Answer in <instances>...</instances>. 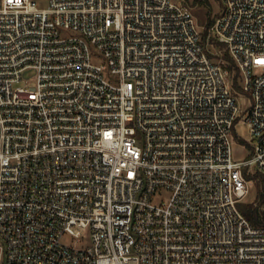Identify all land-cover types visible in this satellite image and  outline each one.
Segmentation results:
<instances>
[{
  "label": "built area",
  "instance_id": "2783aa9c",
  "mask_svg": "<svg viewBox=\"0 0 264 264\" xmlns=\"http://www.w3.org/2000/svg\"><path fill=\"white\" fill-rule=\"evenodd\" d=\"M221 2L0 0V264H264V0Z\"/></svg>",
  "mask_w": 264,
  "mask_h": 264
},
{
  "label": "rangeland",
  "instance_id": "374dc122",
  "mask_svg": "<svg viewBox=\"0 0 264 264\" xmlns=\"http://www.w3.org/2000/svg\"><path fill=\"white\" fill-rule=\"evenodd\" d=\"M37 1L40 6L48 5V0H37ZM177 1L189 6L200 28H203V26H205L210 19H214L219 14L222 8L221 0H177ZM212 50L214 52H219L217 47H212ZM222 52L225 53V50L223 49ZM238 102L240 103L243 109H247L250 106V100L247 94H239ZM234 133H235L236 139H234V142L232 145L233 157L236 161L244 160L247 157H249L251 154L250 148L247 146L245 142H243V141L250 142L251 134H250L249 127L241 119L235 125ZM238 138L242 140L239 141ZM258 178H261V177L258 176ZM258 193L259 191L256 187V184L252 185L250 187V192L248 196L246 197V201H254L257 198ZM165 194L168 195L169 193L166 192ZM63 240L69 244H74V243L77 244L75 239H73L72 237L68 235L65 236Z\"/></svg>",
  "mask_w": 264,
  "mask_h": 264
},
{
  "label": "trees",
  "instance_id": "16d2710c",
  "mask_svg": "<svg viewBox=\"0 0 264 264\" xmlns=\"http://www.w3.org/2000/svg\"><path fill=\"white\" fill-rule=\"evenodd\" d=\"M214 19H210L206 25L210 26L213 23ZM215 47H220L219 43H214ZM222 46V45H221ZM223 58L226 61L228 67L232 70L233 69V61L225 51L223 54ZM237 79L238 72L235 76ZM237 84V83H236ZM259 174H256L258 177ZM263 179L262 177L256 182V187L259 191L257 198L254 201H245L239 203L240 210L245 214V216L256 226H264V211L261 209V205L264 203V186H263Z\"/></svg>",
  "mask_w": 264,
  "mask_h": 264
}]
</instances>
